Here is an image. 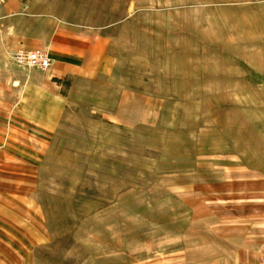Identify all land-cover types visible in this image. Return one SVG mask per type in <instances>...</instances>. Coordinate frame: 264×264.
Listing matches in <instances>:
<instances>
[{
    "label": "rangeland",
    "instance_id": "obj_1",
    "mask_svg": "<svg viewBox=\"0 0 264 264\" xmlns=\"http://www.w3.org/2000/svg\"><path fill=\"white\" fill-rule=\"evenodd\" d=\"M6 1L0 264H211L264 241V0ZM57 32L90 69L61 97L26 88Z\"/></svg>",
    "mask_w": 264,
    "mask_h": 264
},
{
    "label": "crops",
    "instance_id": "obj_2",
    "mask_svg": "<svg viewBox=\"0 0 264 264\" xmlns=\"http://www.w3.org/2000/svg\"><path fill=\"white\" fill-rule=\"evenodd\" d=\"M24 0H7L3 6V14L9 18L20 14L24 9ZM11 28H5L6 31ZM16 29V28H12ZM15 34V33H14ZM22 37H27L23 35ZM39 37H32L29 42L23 40L19 41L28 48H34L43 46L44 40ZM76 37V35L63 34L62 32L53 33L51 37L48 36L45 39V44H49L51 49V57L53 59V65L47 73L40 75V73L30 74L28 82L26 83L29 88L39 89H52L56 97L64 96L62 92L65 79L69 78L72 74L84 73L90 71L87 68V63L83 58L88 53V50L81 49L76 44H70V39ZM87 45V44H86ZM89 56V54H88ZM39 75V80L32 82L31 77ZM23 91H26L23 90ZM228 244H223L225 248L216 250V260L211 264H260L261 260H264V241L254 238H250L249 234L243 231V234L237 236L228 237ZM231 241V242H230Z\"/></svg>",
    "mask_w": 264,
    "mask_h": 264
},
{
    "label": "built area",
    "instance_id": "obj_3",
    "mask_svg": "<svg viewBox=\"0 0 264 264\" xmlns=\"http://www.w3.org/2000/svg\"><path fill=\"white\" fill-rule=\"evenodd\" d=\"M2 2L3 0H0V9ZM14 60L20 66L37 67L41 70L48 69L52 63L51 58L41 51L18 50L14 54Z\"/></svg>",
    "mask_w": 264,
    "mask_h": 264
}]
</instances>
